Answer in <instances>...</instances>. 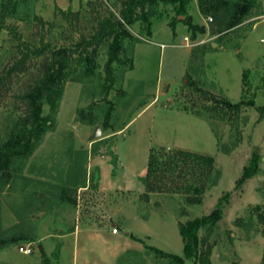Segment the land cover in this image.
<instances>
[{
	"label": "rangeland",
	"instance_id": "374dc122",
	"mask_svg": "<svg viewBox=\"0 0 264 264\" xmlns=\"http://www.w3.org/2000/svg\"><path fill=\"white\" fill-rule=\"evenodd\" d=\"M122 1L16 0L6 21L12 33L0 31V144L24 109L20 95L41 72L43 56L8 72L21 57L20 43L72 47L93 32L94 13L116 12ZM253 3L239 25L219 34L198 0L187 6L194 31L177 23L172 32V6L161 5L150 18V36L143 23L128 28L133 39L123 41L121 55L127 62L113 64L108 92L106 45L92 74L73 62L57 111L49 115L44 107L50 128L29 156L0 172V229L16 226L33 239L0 251V264H44L39 247L50 264H168L145 246L181 256L178 223L210 213L228 193L216 225L199 232L212 247L211 263L261 262L264 234L252 213L264 205V113L257 109L264 105V0ZM221 99L244 104L235 114ZM179 149L213 157L216 184L200 195L185 191L205 179L199 166L180 164L155 181L160 191L147 192L141 178L149 152L164 159V150ZM253 152L259 172L237 188ZM64 193L75 204L61 200Z\"/></svg>",
	"mask_w": 264,
	"mask_h": 264
},
{
	"label": "trees",
	"instance_id": "16d2710c",
	"mask_svg": "<svg viewBox=\"0 0 264 264\" xmlns=\"http://www.w3.org/2000/svg\"><path fill=\"white\" fill-rule=\"evenodd\" d=\"M189 3L190 0H123L116 12L107 10L105 15L94 13L93 32L88 38L81 37L79 42L72 47L52 48L48 43H42L40 47L32 48L29 45L20 43L23 49L21 57L8 72H11L13 68H19L20 71L24 70L26 61L43 56L40 63L41 72L33 79L32 84L25 89L24 93L20 95L24 109L11 120L9 131L0 144V172L5 170L12 160L29 156L42 139L44 133L50 128L52 119L44 115V107L47 106L49 115L55 114L57 111L58 102L63 92V85L67 81L69 74L74 72L69 68L74 61L79 65H82L83 62L85 64V67H83L85 75H90L96 67L94 58L98 48L106 45L107 58L104 65V73L105 80L108 82L105 89L108 92L114 82L113 64L125 65L127 62L121 55L124 53L123 41L125 39H133L128 28L136 22L143 23L145 24L146 34L150 36L151 16L161 5L169 4L174 11V16L169 23L172 32H174L175 24L177 23H182L194 31L196 27L192 23L190 15H187ZM87 4L92 7L91 2ZM198 4L203 14L213 16L215 27L211 31L212 34H219L239 25L247 17L254 3L253 0H198ZM15 8L16 0H0V31L8 29L6 21L14 13ZM91 9L94 10L93 7ZM70 16L73 19L77 14L70 13ZM8 30L12 33V29ZM13 36L18 38L15 33H13ZM74 54H78L77 58L73 57ZM243 82L245 83V81ZM219 102L223 104L224 108L231 110L235 114L239 112L241 105L244 104V101L231 104L226 99H221ZM252 104V102H248V105ZM257 109L264 113V105L257 107ZM164 153L166 155L162 159L161 156L149 152L146 173L141 178L147 192L160 191V186L156 182H163L166 174L175 172L181 166L180 164L185 169L187 165L199 166L205 179L198 185L189 184L184 188L185 191H193L195 194L200 195L206 186H214L216 184L218 176L213 175V157L180 149L173 153H168L164 150ZM258 172L259 156L253 152L248 164L243 167L235 186L239 188L247 180L256 176ZM206 180L209 183L206 184ZM65 195L64 193L61 196V200H69ZM228 195L229 193L219 198L210 213L188 220L185 223H178L179 234L183 240L181 256L166 253L153 247L145 246L146 249L161 258L167 259L168 264H186L187 262L191 264H212L210 259L212 247L206 244L205 239L200 238L199 232L203 228L216 225L222 216L223 208L227 206ZM194 200L197 203L200 201L197 198ZM69 202L75 204L74 200H69ZM253 211L252 216L262 226V233L264 234V205H256ZM241 223V220L236 221L238 226H241ZM72 232L73 230L63 235H68ZM32 241L31 235L17 230L16 226L9 230L0 229V251L20 242L29 243ZM39 252L43 257L42 262L50 264V259L46 257L42 247H39ZM231 264L239 263L232 262ZM259 264H264V258Z\"/></svg>",
	"mask_w": 264,
	"mask_h": 264
},
{
	"label": "built area",
	"instance_id": "2783aa9c",
	"mask_svg": "<svg viewBox=\"0 0 264 264\" xmlns=\"http://www.w3.org/2000/svg\"><path fill=\"white\" fill-rule=\"evenodd\" d=\"M209 21H211V19H209ZM112 234H116L117 233V229L115 227L112 228L111 230ZM19 252H21L22 254L25 255H29L31 253V249L29 247H19L18 248Z\"/></svg>",
	"mask_w": 264,
	"mask_h": 264
},
{
	"label": "water",
	"instance_id": "95a60500",
	"mask_svg": "<svg viewBox=\"0 0 264 264\" xmlns=\"http://www.w3.org/2000/svg\"><path fill=\"white\" fill-rule=\"evenodd\" d=\"M99 135H100V129L99 128H96L95 131H94V133H93V135H92V137L96 139V138L99 137Z\"/></svg>",
	"mask_w": 264,
	"mask_h": 264
}]
</instances>
